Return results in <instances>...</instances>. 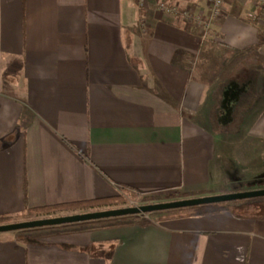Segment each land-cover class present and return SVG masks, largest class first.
<instances>
[{
  "label": "crops",
  "instance_id": "0c3cea01",
  "mask_svg": "<svg viewBox=\"0 0 264 264\" xmlns=\"http://www.w3.org/2000/svg\"><path fill=\"white\" fill-rule=\"evenodd\" d=\"M159 2L0 0V216L262 189L264 9L226 0L203 41ZM215 205L3 233L0 264H264V200Z\"/></svg>",
  "mask_w": 264,
  "mask_h": 264
},
{
  "label": "water",
  "instance_id": "95a60500",
  "mask_svg": "<svg viewBox=\"0 0 264 264\" xmlns=\"http://www.w3.org/2000/svg\"><path fill=\"white\" fill-rule=\"evenodd\" d=\"M264 198V188L250 191H240L202 197L184 198L167 202L153 203L142 206L91 211L81 214L66 215L54 218L31 220L25 222H12L0 224V234L32 230L44 227L78 224L90 221H98L110 218H120L137 215H148L157 212L189 209L200 206L222 204L241 200Z\"/></svg>",
  "mask_w": 264,
  "mask_h": 264
},
{
  "label": "trees",
  "instance_id": "16d2710c",
  "mask_svg": "<svg viewBox=\"0 0 264 264\" xmlns=\"http://www.w3.org/2000/svg\"><path fill=\"white\" fill-rule=\"evenodd\" d=\"M262 12H263L262 10L260 9L258 10L257 19L261 17ZM260 184L264 185V176L261 178ZM126 193L132 194L129 191H127ZM226 193L227 192H223L222 194H226ZM192 197H201V196L198 194H186V193L175 192V193H172V195H170L168 199L176 200L178 198H192ZM146 199L149 202L155 200L152 198H146ZM124 204H125L124 196H117V197H108V198L93 199V200H87V201H81V202L60 204V205L49 206V207L31 208L27 210L26 214L30 216H37L41 214L53 215L58 212L99 211V210H103L109 207L111 208V207L124 206ZM215 206L216 205H208V206H200V207H194V208H189V209L159 212V213L151 214L150 217L154 221L160 222L169 217L196 214V213L202 212L206 209H209ZM157 216H159V218L155 219V217ZM14 220L15 219L10 216H0V224L12 223L14 222Z\"/></svg>",
  "mask_w": 264,
  "mask_h": 264
},
{
  "label": "rangeland",
  "instance_id": "374dc122",
  "mask_svg": "<svg viewBox=\"0 0 264 264\" xmlns=\"http://www.w3.org/2000/svg\"><path fill=\"white\" fill-rule=\"evenodd\" d=\"M204 1V0H203ZM206 1V4L208 6V3H207V0ZM144 4V2H142ZM168 3H170L168 1ZM257 3V2H256ZM141 2L139 1V6H140ZM259 4V3H258ZM259 6H261L259 4ZM177 7V6H176ZM263 6H261L260 8H262ZM179 10H181V8L177 7ZM209 8V7H208ZM264 9V8H263ZM184 10H188V12H190L191 14L195 13V14H204V12H199V11H193L192 8H188V9H184ZM206 15V14H204ZM210 15V12L208 15L209 17ZM199 31V30H198ZM201 35V34H200ZM202 38V37H201ZM207 39H211L210 37H207ZM205 41V40H203ZM258 56V61H257V64H261V65H264V49L263 50H260L259 54L257 55ZM258 62H261V63H258ZM230 72V70H229ZM234 192H231V193H235L237 192L236 190H233ZM239 191V190H238ZM172 195V193H161V194H151V195H141V194H135V193H132V194H127L125 193L124 195V198H125V204L124 206H119V207H109V208H105L103 210H107V209H116V208H124V207H133V206H142V205H147V204H153V203H160V202H167V201H172L171 199H168V197ZM212 195H218V194H212ZM202 197V196H201ZM146 198H152V199H155L151 202H149ZM179 199H184V198H178L176 200H179ZM256 199H260V198H256ZM262 200H264V198H261ZM241 201H245V200H241ZM234 202H238V201H234ZM234 202H231V203H234ZM240 202V201H239ZM101 211V210H99ZM88 212H91V211H88ZM81 213H86L85 211H77V212H58L56 214H53V215H37V216H30V215H27V214H24L23 216L19 217V218H16L14 220V222H25V221H31V220H39V219H46V218H54V217H60V216H66V215H73V214H81ZM159 213V212H157ZM152 214H155V213H152ZM151 214H148L147 216H150ZM158 219L159 216L155 217V219ZM59 227H44V228H37V229H32V230H24V231H19L20 234H26V233H32V232H35V233H39V232H56Z\"/></svg>",
  "mask_w": 264,
  "mask_h": 264
},
{
  "label": "built area",
  "instance_id": "2783aa9c",
  "mask_svg": "<svg viewBox=\"0 0 264 264\" xmlns=\"http://www.w3.org/2000/svg\"><path fill=\"white\" fill-rule=\"evenodd\" d=\"M259 3L262 8H264V0H255ZM209 12V17L204 14H191L188 10H179L176 6L168 3V0H160L158 6L159 10L171 14L174 16H180L197 30H199L203 40H206L207 37H210V22L212 19L221 17L225 11L226 0H207Z\"/></svg>",
  "mask_w": 264,
  "mask_h": 264
},
{
  "label": "flooded vegetation",
  "instance_id": "af4514ba",
  "mask_svg": "<svg viewBox=\"0 0 264 264\" xmlns=\"http://www.w3.org/2000/svg\"><path fill=\"white\" fill-rule=\"evenodd\" d=\"M264 187V186H263ZM263 187H262V189H263Z\"/></svg>",
  "mask_w": 264,
  "mask_h": 264
}]
</instances>
